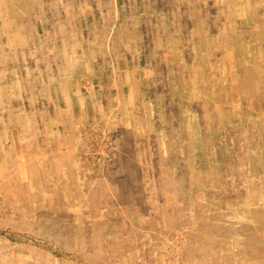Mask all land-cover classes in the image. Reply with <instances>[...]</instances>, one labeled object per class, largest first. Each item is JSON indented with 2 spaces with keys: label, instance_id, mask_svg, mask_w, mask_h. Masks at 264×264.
<instances>
[{
  "label": "rangeland",
  "instance_id": "374dc122",
  "mask_svg": "<svg viewBox=\"0 0 264 264\" xmlns=\"http://www.w3.org/2000/svg\"><path fill=\"white\" fill-rule=\"evenodd\" d=\"M0 264H264V0H0Z\"/></svg>",
  "mask_w": 264,
  "mask_h": 264
},
{
  "label": "bare ground",
  "instance_id": "6f19581e",
  "mask_svg": "<svg viewBox=\"0 0 264 264\" xmlns=\"http://www.w3.org/2000/svg\"><path fill=\"white\" fill-rule=\"evenodd\" d=\"M230 52H231V51H229V53H230ZM230 57H231V56H230ZM227 58H228V57H227ZM232 58H233V57H232ZM229 59H231V58H229ZM229 59H228V60H229ZM230 62H231V61H230ZM230 62H229V63H230ZM232 62H233V60H232ZM232 62H231V63H232ZM238 62H240V61H238ZM238 62H237V63H238Z\"/></svg>",
  "mask_w": 264,
  "mask_h": 264
}]
</instances>
